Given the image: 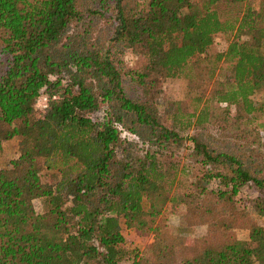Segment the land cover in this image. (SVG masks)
<instances>
[{
    "label": "trees",
    "instance_id": "trees-1",
    "mask_svg": "<svg viewBox=\"0 0 264 264\" xmlns=\"http://www.w3.org/2000/svg\"><path fill=\"white\" fill-rule=\"evenodd\" d=\"M220 3L244 7L222 15ZM225 35L224 50H212ZM263 41L264 0L257 9L246 0H0V150L3 137L19 136L0 168V264H118L130 254L132 264H177V248L180 264H264L261 226L248 242L220 233L234 225L245 184L264 217V120L254 115L264 99H251L264 84ZM126 50L141 62L125 67ZM180 74L192 94L159 108L157 79ZM183 148L194 166L178 171L194 172L179 196L180 229L205 225L189 237L156 221ZM41 167L57 173L52 183L40 181ZM35 197L46 198L42 213L29 208ZM120 220L153 234L146 254L124 246Z\"/></svg>",
    "mask_w": 264,
    "mask_h": 264
},
{
    "label": "rangeland",
    "instance_id": "rangeland-1",
    "mask_svg": "<svg viewBox=\"0 0 264 264\" xmlns=\"http://www.w3.org/2000/svg\"><path fill=\"white\" fill-rule=\"evenodd\" d=\"M132 2V0H129ZM246 2L254 9L258 8V0H246ZM244 4H233V3H220L217 9L222 15H233L238 14L243 9ZM102 24V23H101ZM102 27L105 26L102 24ZM229 35L218 36L215 38L212 50L222 51L224 50L226 43L229 39ZM261 52L264 54V41L261 44ZM212 52V51H209ZM120 58L123 61L125 67L130 68L138 65L141 62V58L131 53L129 50L123 51L120 54ZM204 64L205 62H201ZM217 77L222 78L224 73L223 69L216 70ZM88 82V81H87ZM215 82H210V86H215ZM192 94L189 91L185 84V78L183 74L173 77H160L156 81L155 89L153 95L157 98L159 108L164 106L166 101H176L183 99ZM252 101L257 104L260 100L264 99V84L263 86L256 90L251 95ZM101 112H97L94 116H100ZM254 115L262 116L264 120V114L261 112H255ZM207 132L211 134H216V131L213 128H206ZM191 133V131H189ZM261 138L264 141V131L261 132ZM19 136L11 134L10 136L3 137L1 140V150H0V168L6 167L10 159L17 156V142ZM185 145L188 146V142H185ZM187 148L179 150L178 154L173 157V162L176 164L177 170L175 179L170 183L167 190V196H170V200L165 202L160 214L157 216L156 221L159 224H164L167 226L168 230L172 234H180L181 236H195L204 232L205 225L197 224L193 228L186 229L181 231L180 226L183 224L181 219L183 217L185 210V204L179 200V196L186 192L189 188V182L193 180L192 173L194 169H191L187 174L179 173L178 169L182 166H193L189 161H187L185 155L187 153ZM164 166H168V161L162 163ZM39 179L44 183H52L57 177V173L51 169L41 167L38 171ZM211 186L213 183H210ZM258 192L253 185L245 184L241 186L238 192L233 197L234 208L237 211V218L234 222V225L231 228L222 229L221 235L224 238H233L239 239L248 242V231L251 226L259 225L264 229V217L259 216L254 211L252 203L257 196ZM47 207L46 198L44 197H35L29 201V208L33 213H42ZM121 233L124 238V246L128 249H133L136 254H146L148 247L153 240V234H138L132 228H127L123 224V221L120 220ZM177 255V264L181 263L182 251L181 249H176ZM132 254L128 257L121 260L118 264H132Z\"/></svg>",
    "mask_w": 264,
    "mask_h": 264
},
{
    "label": "built area",
    "instance_id": "built-area-1",
    "mask_svg": "<svg viewBox=\"0 0 264 264\" xmlns=\"http://www.w3.org/2000/svg\"><path fill=\"white\" fill-rule=\"evenodd\" d=\"M46 95L43 92V87L40 88L35 100H34V104L33 107L36 111V115L37 116H42L43 112L45 111L46 108ZM121 130V128H120ZM120 135L122 137H126V138H132L133 135L129 134L128 132L121 130Z\"/></svg>",
    "mask_w": 264,
    "mask_h": 264
}]
</instances>
